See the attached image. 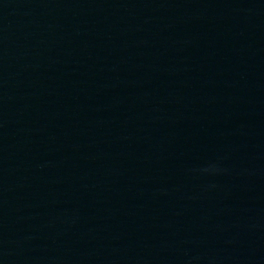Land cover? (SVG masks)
Returning <instances> with one entry per match:
<instances>
[{"label": "water", "instance_id": "1", "mask_svg": "<svg viewBox=\"0 0 264 264\" xmlns=\"http://www.w3.org/2000/svg\"><path fill=\"white\" fill-rule=\"evenodd\" d=\"M0 264H264V0H0Z\"/></svg>", "mask_w": 264, "mask_h": 264}]
</instances>
